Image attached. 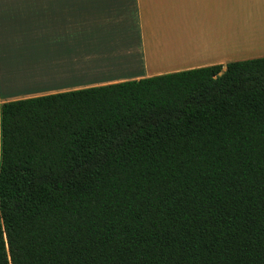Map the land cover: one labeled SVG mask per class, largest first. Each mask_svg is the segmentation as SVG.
Here are the masks:
<instances>
[{
  "label": "trees",
  "instance_id": "trees-1",
  "mask_svg": "<svg viewBox=\"0 0 264 264\" xmlns=\"http://www.w3.org/2000/svg\"><path fill=\"white\" fill-rule=\"evenodd\" d=\"M0 264H264V57L4 103Z\"/></svg>",
  "mask_w": 264,
  "mask_h": 264
},
{
  "label": "crops",
  "instance_id": "crops-1",
  "mask_svg": "<svg viewBox=\"0 0 264 264\" xmlns=\"http://www.w3.org/2000/svg\"><path fill=\"white\" fill-rule=\"evenodd\" d=\"M259 57L264 0L0 3V162L6 102Z\"/></svg>",
  "mask_w": 264,
  "mask_h": 264
},
{
  "label": "rangeland",
  "instance_id": "rangeland-1",
  "mask_svg": "<svg viewBox=\"0 0 264 264\" xmlns=\"http://www.w3.org/2000/svg\"><path fill=\"white\" fill-rule=\"evenodd\" d=\"M4 2H26V3H34V4H36V3H40V0H0V3H4ZM250 19H252V18H249L248 19L249 22H250ZM244 35H245V33H244ZM212 46H215L216 47V45H212Z\"/></svg>",
  "mask_w": 264,
  "mask_h": 264
}]
</instances>
